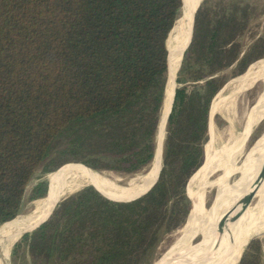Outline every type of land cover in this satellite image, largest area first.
<instances>
[{"label":"trees","instance_id":"obj_1","mask_svg":"<svg viewBox=\"0 0 264 264\" xmlns=\"http://www.w3.org/2000/svg\"><path fill=\"white\" fill-rule=\"evenodd\" d=\"M211 1L195 8L179 68L178 57L152 187L117 201L142 187L86 184L21 235L12 257L25 250L33 262L143 264L163 235L185 223L191 210L186 184L205 159L211 102L226 82L222 73L234 67L233 75L242 74L264 57L263 37L246 47L240 40L252 21L251 5ZM182 5L0 0V248L8 222L26 202L45 198L50 176L62 165L133 177L150 170L171 67L167 39ZM263 256L260 240L252 239L237 264H261Z\"/></svg>","mask_w":264,"mask_h":264},{"label":"rangeland","instance_id":"obj_2","mask_svg":"<svg viewBox=\"0 0 264 264\" xmlns=\"http://www.w3.org/2000/svg\"><path fill=\"white\" fill-rule=\"evenodd\" d=\"M232 1L234 0H212L211 3L216 6V4L218 3L219 5H224L227 4V2L231 3ZM243 1L244 2L242 3H249L251 5L250 7L252 8L250 10V20H252L251 24L249 28L243 31L240 36V40L243 44V47H246L256 37L261 36L264 38V0ZM175 27L176 23L168 36L167 47L170 48L171 59H173V62L176 66V74V71L178 70V57L179 55L181 57V53H178L177 49L179 48L181 43L184 42V44H186L190 32L187 33V35H185V37H183L184 39L182 40L181 31L183 28L178 32ZM233 71L234 67H229L223 71L222 74L226 78V82L215 95L210 106L208 121L209 140L205 145L204 161L207 165L208 153L210 151L212 161L210 163L209 168L211 169V172L205 175L206 169L204 170V163V165L202 164L203 166L201 165L202 167L200 166L201 168L199 167L200 169L198 168L199 170L197 169L198 171L196 170L193 175L189 178L186 184V192L191 200V210L187 216L185 223L175 231L163 235L154 250L143 261V264H167L169 257L170 261H173L180 254L185 242L190 236L191 229H189L188 225L191 215L193 214L195 209V199L198 188L200 186H202L203 189L202 198L197 210L198 213L196 225L192 233L189 247L186 253L182 254V256H186V259L188 258V250L195 244L205 241L207 235V242L209 243L210 233L212 232L210 229V225L213 215L217 216L219 213H221L224 208L226 209V211L224 210V212H226L227 215L228 211L231 208V205L234 202L233 198L235 197V199H237L238 197H240L236 196L238 195V191L240 190L241 195L247 189V187L254 181L260 170L263 169L264 57L250 64L243 72L244 74L242 73V75H233ZM248 75L250 76L246 78ZM72 165L76 167H70ZM77 165H80V167H77ZM61 168V171H59L57 174H53L52 176H50L49 184L53 185L52 188H54L57 183H60L67 176H71L67 177L65 179L64 184L59 187V190H61L62 188L63 190L61 191L58 199L70 193H73L82 186L88 184L87 181L83 178H80L79 175L81 176L84 173L96 172L88 169L87 167L81 164H65ZM96 173L99 177L104 178L109 182L122 187H128L133 184L139 183L141 177L146 174L145 173L133 177L122 176L113 172L106 171ZM263 180L264 178L262 179V181ZM262 181L258 185L253 184L248 189L247 193L243 198L244 201L245 198H248L247 196H249L246 206L250 205V208L252 210H255V204L257 202L255 194ZM110 190L117 193H124V191L120 189ZM137 190L139 189L131 190V192ZM220 199L221 202L219 203ZM40 202L41 200H37L34 202H26L21 214L17 217L18 220L15 218L16 222L10 224L8 232L10 227H13V230L15 231L14 236L19 234L21 232V224L23 223H21L19 219H24L26 217L36 214L38 212ZM245 207L243 208L241 214L238 215V217H243L242 215H244L245 209L248 208ZM236 212L234 213V215L236 214ZM234 218L235 217H232L229 221L227 220L226 223L233 222ZM256 226L264 227V223L262 222L261 225L260 223H257ZM26 229L24 228L23 230ZM234 229L236 236L237 228ZM15 239L16 236L14 237V241ZM214 239L211 242V248ZM252 239L260 240L264 251L263 228L262 231H260L257 235L252 236L248 240V242L242 249L241 255L249 241ZM208 243L206 245V248L208 246ZM201 248L197 250L194 254L190 253L192 254L191 257H194L192 260L193 263L190 264H202L203 255L201 254ZM10 251L11 247L9 252ZM215 253L216 251L212 256V261L217 264L215 259L217 255ZM8 259L9 264H60L59 262H33V260L28 256L25 250H20L18 255L15 257H12L9 253ZM180 264L187 263L180 261ZM261 264H264V256L262 258Z\"/></svg>","mask_w":264,"mask_h":264},{"label":"bare ground","instance_id":"obj_3","mask_svg":"<svg viewBox=\"0 0 264 264\" xmlns=\"http://www.w3.org/2000/svg\"><path fill=\"white\" fill-rule=\"evenodd\" d=\"M200 1L201 0H188V1L185 0L183 3V9H184L183 15L177 19L176 27H175V29L178 32L183 28L181 31L182 40L184 39L183 37H185L184 33H185V35H187V33L190 32L193 11ZM184 45H185L184 42L180 44L179 48L177 49L178 53H181ZM169 55H170V60H171V67L168 68V74H169L168 79L169 80L167 82V87H166V98H165V103H164V111H163V115H162L160 127H159L157 152H156V156L154 159L153 167L150 169V171H148L145 175H143L141 177L139 183L133 184V185L128 186V187H123V188H136L135 186L143 187L142 185H144L143 188H141L137 191H134L137 193L131 195V197H129V198H126V199L124 198V199H119V200H127V199H132L134 197H137V195H139L140 193L147 190V188L151 185V183L154 181V179L157 175L159 155H160L161 142H162V136H163L164 119H165V116H166V113H167V110L169 107V103H170V100L172 97V91H173V87H174L173 85H174L175 70H176L175 63L173 62V59H171L170 48L168 47V57H169ZM249 76L250 75H248L246 78H248ZM211 161H212V156H211V153L209 151L208 158H207V165H206L205 161L203 162V165L205 163L204 170L206 169L205 175H207L211 172V169L209 168ZM70 167H76V166L72 165ZM77 167H80V165H77ZM262 167L264 169V164ZM61 169L62 168H60L55 174H57L59 171H61ZM70 176H67V177H70ZM79 177L85 179L88 184H94V186L97 188H98L97 185H101V186L107 188V186H105V184H103V183L113 184V183L109 182L108 180L99 177L96 172L84 173L81 176L79 175ZM66 178H64L60 183H57L54 188H52L53 185L50 184L48 195L46 198L41 199L40 206H39L38 212L36 214L29 216V217H26L24 219H19L21 223L23 222L21 224L22 227L19 225L21 227V232L24 228L25 229L26 228L27 229L32 228L37 223H39L43 218L46 217L51 206L58 199L61 191L63 190V188L61 190H59V187L62 184H64ZM145 184H147V185H145ZM113 185H115V184H113ZM119 187H122V186H119ZM202 189H203L202 186H200L198 188L196 199H195V207H194L195 209H194V212L191 215V218L189 221L188 226H189V229H191L190 236L187 239V241L185 242L180 254L173 261H170V257H169L167 264H169L171 262H175L177 260L186 259L185 258L186 256L184 257V256H182V254H185L188 247H189L191 237H192V233H193L195 225H196L197 213H198L197 210H198V206H199V203L201 201V198H202ZM138 191H140V192H138ZM130 193H133V192H130ZM236 196H240V190L238 191V195H236ZM247 197L248 198H245V200L242 201V204L239 206V208L235 214L236 216L235 215L233 216V217H235L233 219L234 221L230 222V223H226L225 226L223 227V230L219 234L217 233L216 228L222 222H224L225 219H223V218H225V215H226V212H224V210L226 211V209L224 208L221 211V213H219L217 216L213 215L211 225H210V229L212 232L210 233L209 243L207 242V240H208V235H207L205 238V241H202L201 243L195 244L194 246H192L188 250V252H187L188 258L193 260L194 257H191L192 254H194L197 250H199L202 247L201 248V254L203 255L202 264H215V262L212 261V256H213L215 251H216L215 254L217 255V257L216 258L214 257V258L216 259L217 264H236L237 263L240 255H241L242 249L246 245L248 240L252 236L257 235L264 228L261 226H256L257 223H260V225L262 224V222L264 223V216H262V215H264V180L262 181L261 185L259 186V188L257 189L256 194H255V197L257 198V202L255 204V210H252L250 208V205L246 206L247 201L249 199V196H247ZM235 200L236 199L234 197L233 201H235ZM220 202H221V199L219 200V203ZM245 206L248 208H246ZM244 207L246 208L245 213H244V215H242L243 217L240 218V217H238V215L241 214ZM239 210H240V213H239ZM40 212H42V213H40ZM16 219L8 222L6 229H5V232H6L7 228H9L8 226L11 223L16 222ZM234 228H237L236 236H235V229ZM5 232H4L3 238H2L1 251H2V256H3L5 264H9V259H8V255L10 253L9 250H10V247H11L13 241H14V237L15 236L17 237V235L9 238V236L14 234V232H15L13 230V227H11L10 231H9V235H8V230H7L6 242H5ZM215 232H216V234H215ZM217 234H218V236H217ZM214 236H215V239H214ZM213 239H214V242H213V245L211 248L210 245H211V242ZM207 243H208V246L206 248ZM190 253H192V254H190ZM210 256H211V259H210ZM173 264H180V261H178L177 263H173Z\"/></svg>","mask_w":264,"mask_h":264},{"label":"water","instance_id":"obj_4","mask_svg":"<svg viewBox=\"0 0 264 264\" xmlns=\"http://www.w3.org/2000/svg\"><path fill=\"white\" fill-rule=\"evenodd\" d=\"M182 4H183V0H182ZM183 10H184V9H183V5H182V10H181V15H180V16L183 15ZM194 11H195V9H194ZM194 11H193V15H192V22H191L190 35H189V37H188V40H187L186 44H185V45L183 46V48H182V51H181V57H180V62H179L178 68H179L180 63H181L182 54H183L184 50L187 48V46L189 45V43H190V41H191L192 29H193V17H194ZM178 68H177V69H178ZM174 91H175V78H174V87H173V91H172V97H171V100H170V103H169V107H168V110H167V113H166V116H165V119H164L163 136H162L161 149H160L159 162H158V172H157V175H156L154 181H153V182L151 183V185L147 188V190H145L144 192H142V193H140L139 195H137V197H139V196L143 195L144 193H146V192L152 187V185L155 183V181L157 180V177H158V174H159V170H160V166H161V154H162V143H163V137H164V128H165V124H166L167 116H168V114H169V112H170L171 105H172V102H173ZM159 127H160V126H159ZM158 134H159V132H158ZM157 145H158V136H157V142H156L155 156H156V152H157ZM154 159H155V157H154ZM154 159H153V163H152V165H151V168L153 167ZM67 164H71V163H67ZM72 164H80V163H72ZM64 165H65V164H64ZM64 165H62V166H64ZM81 165H83V164H81ZM62 166H61V167H62ZM83 166H85V165H83ZM61 167H60V168H61ZM85 167H86V166H85ZM60 168H58L53 174H55ZM151 168H150V169H151ZM88 169H89V168H88ZM149 171H150V170H149ZM53 174H52V175H53ZM263 178H264V169H261L260 172L257 174L256 178L254 179V181H253V182L247 187V189H246V190L240 195V197H238V198L233 202V204L231 205V208H230V210L228 211V213H227V215H226V218H225L224 222H222V223L216 228V231H217L218 234L223 230V227L225 226L227 220L229 221V220L233 217L234 213L237 211V209H238L239 206L241 205V203H242V201H243V198H244L245 194L247 193L248 189H249L253 184L258 185V184L262 181ZM49 183H50V178H49ZM91 185L94 186V184H91ZM94 187H95V186H94ZM95 188H96V187H95ZM48 192H49V185H48L47 195H48ZM47 195L45 196V198L47 197ZM137 197H134V198H132V199H127V200H117V201H130V200H133V199H135V198H137ZM109 199H110V198H109ZM58 201H59V199H57V200L53 203V205L51 206V208H50L49 212L47 213L46 217L43 218L39 223H37V224H36L35 226H33L32 228L26 229V230L20 232L19 234H17V237H16L15 241L12 243L11 247H12L13 244H14V243L20 238L21 235H23L24 233H27V232H31V231H33L34 229H36L37 227H39L42 223H44V222L48 219V217L50 216V214L52 213V211H53V209H54V207H55V205H56V203H57ZM218 234H217V236H218ZM11 237H14V234H12V235L9 236V238H11ZM209 253H210V252H209ZM178 261H182V262H185V263H187V264L193 263V261H192L190 258H187V259L177 260V261H175V262H171V263H169V264L177 263ZM0 263H1V264H5L4 259H3V256H2L1 248H0ZM156 264H158V263H156Z\"/></svg>","mask_w":264,"mask_h":264}]
</instances>
